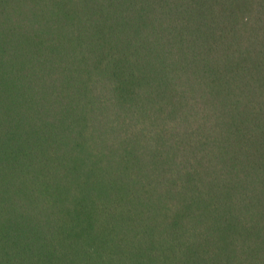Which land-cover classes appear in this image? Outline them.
<instances>
[{
  "label": "trees",
  "instance_id": "trees-1",
  "mask_svg": "<svg viewBox=\"0 0 264 264\" xmlns=\"http://www.w3.org/2000/svg\"><path fill=\"white\" fill-rule=\"evenodd\" d=\"M0 264H264V0H0Z\"/></svg>",
  "mask_w": 264,
  "mask_h": 264
}]
</instances>
